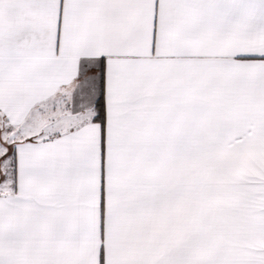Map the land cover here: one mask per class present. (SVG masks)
I'll use <instances>...</instances> for the list:
<instances>
[{
  "label": "snow or ice",
  "instance_id": "obj_1",
  "mask_svg": "<svg viewBox=\"0 0 264 264\" xmlns=\"http://www.w3.org/2000/svg\"><path fill=\"white\" fill-rule=\"evenodd\" d=\"M0 264H264V0H0Z\"/></svg>",
  "mask_w": 264,
  "mask_h": 264
}]
</instances>
